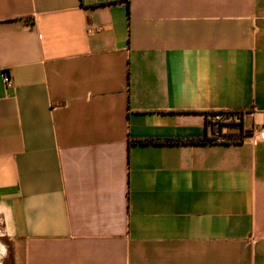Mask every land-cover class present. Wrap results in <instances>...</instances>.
<instances>
[{
    "label": "crops",
    "instance_id": "1",
    "mask_svg": "<svg viewBox=\"0 0 264 264\" xmlns=\"http://www.w3.org/2000/svg\"><path fill=\"white\" fill-rule=\"evenodd\" d=\"M260 132L264 0H0L2 264H264Z\"/></svg>",
    "mask_w": 264,
    "mask_h": 264
},
{
    "label": "built area",
    "instance_id": "2",
    "mask_svg": "<svg viewBox=\"0 0 264 264\" xmlns=\"http://www.w3.org/2000/svg\"><path fill=\"white\" fill-rule=\"evenodd\" d=\"M100 31V28L98 27H90L88 29V34L89 35H95L97 32ZM3 81L5 82L7 88H12L13 87V83L10 81V78L8 76L7 73L3 74ZM219 116H216L215 118L212 119L213 124H217L219 122ZM219 127V130H217L216 133V138L215 141L216 142H235L238 139L234 136H232L231 134V128L229 126H227V124H224L222 126H217ZM259 139L264 140V132H260L257 136Z\"/></svg>",
    "mask_w": 264,
    "mask_h": 264
},
{
    "label": "trees",
    "instance_id": "3",
    "mask_svg": "<svg viewBox=\"0 0 264 264\" xmlns=\"http://www.w3.org/2000/svg\"><path fill=\"white\" fill-rule=\"evenodd\" d=\"M209 116L211 117L209 120H207V126L211 129L212 133H215L217 132V130H219V127H217L218 125L219 126H222L224 124H222L220 121L215 125L213 124L212 122V119L215 118L216 116H229V117H233V116H237L238 117V120L240 121V116L239 114L237 113H210ZM227 126H229L230 128L232 127H241L242 124H241V121L235 125H229L227 124ZM215 141V140H213ZM151 141H141L140 143L142 144H146V143H150ZM167 143L168 142H172V141H166ZM192 144H200V143H206V142H211V139H198V140H191L190 141Z\"/></svg>",
    "mask_w": 264,
    "mask_h": 264
},
{
    "label": "rangeland",
    "instance_id": "4",
    "mask_svg": "<svg viewBox=\"0 0 264 264\" xmlns=\"http://www.w3.org/2000/svg\"><path fill=\"white\" fill-rule=\"evenodd\" d=\"M219 121L222 123V124H229V125H235L237 123H239V121L237 120L238 117L237 116H234V117H229V116H219ZM1 248V247H0ZM4 250L1 249L0 251V264L1 261H2V258L4 257Z\"/></svg>",
    "mask_w": 264,
    "mask_h": 264
}]
</instances>
